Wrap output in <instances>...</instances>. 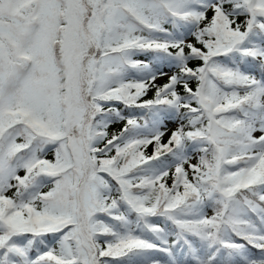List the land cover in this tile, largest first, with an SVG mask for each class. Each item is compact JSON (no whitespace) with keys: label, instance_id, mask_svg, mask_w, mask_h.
<instances>
[{"label":"snow or ice","instance_id":"obj_1","mask_svg":"<svg viewBox=\"0 0 264 264\" xmlns=\"http://www.w3.org/2000/svg\"><path fill=\"white\" fill-rule=\"evenodd\" d=\"M0 264H264V0H0Z\"/></svg>","mask_w":264,"mask_h":264}]
</instances>
